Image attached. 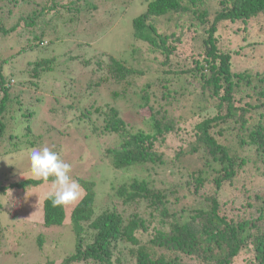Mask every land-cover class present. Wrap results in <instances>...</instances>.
I'll use <instances>...</instances> for the list:
<instances>
[{"label":"trees","instance_id":"trees-1","mask_svg":"<svg viewBox=\"0 0 264 264\" xmlns=\"http://www.w3.org/2000/svg\"><path fill=\"white\" fill-rule=\"evenodd\" d=\"M62 1L0 0V38L8 37L22 26L42 23L46 14L51 15L50 20H57L59 13L69 9L79 11L78 0ZM163 17L165 25L159 23ZM187 17L193 22L194 33L188 47L191 67L188 61L184 62L187 56L177 49L176 42L180 38L167 31L173 27L172 22L180 24ZM9 20L13 21L12 25L7 23ZM219 23L234 26V32H238L242 40L257 37V42L251 41L252 46L247 42L234 51L221 50L216 36V33L220 35ZM132 25L133 39L161 50L165 67L152 72L149 67L138 68L109 56L106 71L97 81H110L117 84V90L121 88L119 93L123 96L138 97L134 111L140 114V121L148 125L147 130H136L138 125H129L116 108L110 106L103 110L101 113L107 120L105 127L120 136L118 147L107 149L109 158L117 169L158 163L163 159L158 147L164 150L170 139L178 140L177 150L173 148L175 156H195V161H200V168L193 171L192 186L186 187L193 205L180 203L185 195L179 191L183 186L168 191L148 180L132 179L115 189L118 198L108 199L111 207L96 214L94 182L79 180L84 193L70 212L74 248L60 264H121L119 243L137 245L135 264H230L248 238L253 245V263L264 264V193H261L264 188L258 187L251 178L258 176L255 171L264 173V46L259 45L264 42V0H148L146 8L133 18ZM39 33L34 34L31 41L26 40L18 53L38 48L42 43V33ZM16 44L21 45L19 41ZM133 46L131 59L135 52V44ZM15 55L0 54V155L32 148L37 141V137L26 141L21 137L32 136L30 119L34 110L30 105L40 103L42 95L37 102L29 100L28 103L24 102L25 94L21 89L13 92L10 88L19 84L25 89H39L41 77L50 72L55 63L54 57H38L28 62V68L19 74L8 75L5 65ZM176 60L180 65L174 66ZM21 77L25 82L19 80ZM191 78L199 81L206 100L219 101L218 109L205 115V106L198 107L202 109L197 112V121L182 128L179 123L183 118L173 116L171 108L177 94L184 93ZM11 79L13 85L8 84ZM134 80H141V84L139 90L133 92L129 88ZM97 81L88 85H98ZM112 94L117 97L118 92ZM56 101L64 106L58 110L51 99L47 100L44 110L49 115L60 116L70 111V118H77L73 111L76 106ZM49 104L54 107L47 109ZM145 108V114L138 111ZM91 113L92 110L87 109L78 117ZM248 179L253 181L254 202L249 198L241 201L250 196L249 188H245ZM42 181L25 178L6 186L0 183V193L9 187L25 189ZM226 182L241 185L234 188L239 190L235 194L239 198L229 194L224 197ZM226 202L228 207L224 206ZM141 203L149 210L148 219L157 220L161 226L150 244L141 240L143 230L147 229L140 214ZM178 203L181 207L174 209ZM229 208L236 209V213ZM250 208H255L254 218ZM64 219V206L54 207L45 196L43 225H60ZM255 219L258 222H254ZM163 225L165 229H161ZM89 236L92 240L84 242Z\"/></svg>","mask_w":264,"mask_h":264},{"label":"rangeland","instance_id":"rangeland-1","mask_svg":"<svg viewBox=\"0 0 264 264\" xmlns=\"http://www.w3.org/2000/svg\"><path fill=\"white\" fill-rule=\"evenodd\" d=\"M147 1L78 0L76 5L80 7L78 12L69 9L65 13H59L58 19H51L52 21L50 20L51 15L46 14L42 23L39 21L32 27L22 26L8 37L0 38V54L3 56L16 54L5 65L8 75L19 74L20 71L28 68V62L38 57L55 58L51 71L44 74L38 82L39 89H25L19 84L13 85V79L8 83L13 85L10 91L18 92L20 89L23 91L24 102L29 103V100L37 102V98L41 95L42 101L33 106L30 105L34 110L30 119L32 136L21 137L22 141L34 140L37 137L36 145L29 149L23 148L0 155V183L2 185L6 186L10 182L25 178H35L30 170L29 153L34 148L47 146L59 152L62 158L72 165L70 175L79 184V180L94 182L96 214L106 209L107 206L111 207V200L108 199L118 198L115 189L122 182H129L132 179L148 180L150 184L166 188L168 191L174 187L183 186L184 188H180L179 191L180 194L185 195L181 197L180 203L187 206L193 205L192 197L186 187L192 186L193 171L200 168V161H195V156H175L173 148L177 150L178 140L171 141L170 139L168 147L164 150L158 147L163 154V159L154 164H135L117 169L112 165L110 154L108 155L109 152H107V149L117 148L120 141V136L105 127L107 120L101 112L108 110V107L116 108L129 125H138L136 130H147L148 128L147 123L143 124L140 121V114L134 111L139 101L138 97L123 96L119 93L121 88L117 90V84L110 81H101V83L97 81L99 76H103L106 71L109 56L112 55L138 68L147 69L149 67L152 72L165 67L163 62L165 55L161 50L152 49L146 46V43L133 39V18L146 8ZM187 18H184L180 24L172 22L173 27L168 28L167 31H172L176 37L180 38L176 42L177 49L187 56L184 62L188 61L191 67L192 56L189 55L188 47L190 41H193L194 33L192 31L193 22L189 17ZM7 23L12 25L13 21L9 20ZM159 23L165 25V18L159 19ZM225 24L219 23L217 32L220 35L216 33L217 45L221 50L229 48L234 51L247 42L251 46V41L257 42V37L242 40V36L234 32V26ZM39 32L42 33L40 46L18 53V48L27 41H31L33 35L40 34ZM258 39L261 40L262 37ZM17 41L21 45H17ZM133 44H135V52L131 59ZM259 45L264 46V42ZM175 65H180L177 60ZM194 78H191V83L185 85L184 93L177 94L171 108L173 116L183 118V122L179 123L182 128L192 126L197 121V112L204 106L205 115L212 111L216 112L218 109L219 101L217 99L206 100L200 90L199 81ZM19 80L25 82L26 79L21 77ZM95 81L98 85H88L89 82L94 83ZM139 83L141 84V80L130 82L129 89L133 92L138 91ZM187 88H189L188 92ZM114 91L118 92L117 97L112 94ZM163 96H161L162 99ZM49 99L55 103L58 110L64 105L58 103L56 99L76 106L73 111L77 118H70V111L64 115L60 113V116L49 115L44 110L46 101ZM150 99L154 104L152 98ZM200 106L202 108H198ZM53 107V104H49L47 109ZM87 109H91L92 113L78 117L81 111ZM138 111L145 114L146 108ZM182 133H185V130ZM251 169L255 171L254 168L251 167ZM255 173L258 176L251 178L258 183V187L264 188V177H262L264 173L260 170ZM53 181L54 178L50 177L47 181L44 180L35 186L25 189L9 187L4 193H0V264H60L62 259L72 252L75 236L70 224V212L76 202L64 206L65 219L62 224L48 227L43 225L42 200L49 191L53 190ZM252 183L253 181L248 179L245 188H249L250 196H245L241 201L245 202L248 200L246 198H249L251 202H254L255 194L251 188ZM239 186L241 185L235 186L226 182L223 188L224 197H228L225 196L228 194L236 196L239 190H234V188ZM256 189L258 188L254 190ZM83 193L84 189L81 186V196ZM236 198L239 197L236 196ZM185 200L188 201L185 203ZM193 201L197 202V200ZM140 205V214L147 226V229L143 230L141 240L150 244V240L161 226L157 220H149V210L144 203ZM224 206L228 207V202ZM179 207H181L179 203L173 206L174 209ZM229 209L236 213V209ZM249 210L254 218L255 208ZM254 222H258L257 219ZM165 228L166 226L163 225L161 229ZM91 233V231L88 232L89 235ZM39 238L42 241H39ZM90 240H92L91 236L83 239L84 242ZM118 248L122 249L121 264H135L137 245L119 243ZM253 260V245L248 238L239 252L232 257L230 264H255ZM76 264L89 263L78 262Z\"/></svg>","mask_w":264,"mask_h":264},{"label":"clouds","instance_id":"clouds-1","mask_svg":"<svg viewBox=\"0 0 264 264\" xmlns=\"http://www.w3.org/2000/svg\"><path fill=\"white\" fill-rule=\"evenodd\" d=\"M29 158L30 170L35 178L45 181L49 177L54 178L53 190L46 195L54 207L71 205L81 198V186L70 175L72 165L59 152L44 146L32 149Z\"/></svg>","mask_w":264,"mask_h":264}]
</instances>
